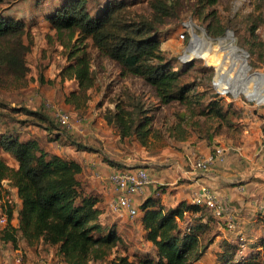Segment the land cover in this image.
Here are the masks:
<instances>
[{
    "label": "trees",
    "instance_id": "obj_1",
    "mask_svg": "<svg viewBox=\"0 0 264 264\" xmlns=\"http://www.w3.org/2000/svg\"><path fill=\"white\" fill-rule=\"evenodd\" d=\"M56 1L46 11V18L58 41L69 48L71 61L62 68L60 76L62 80H75L79 86L78 94L72 91L66 97L67 103L81 107L79 97H86L87 91L95 86L91 53L87 50L90 41L91 47L151 84L162 104L178 101L193 113L214 114L222 119L237 116L236 111L225 108L222 99L205 105L206 92L197 90L196 82L186 78L190 67H175L161 49L158 32L169 19L179 15L183 0H150L148 14H135L131 10V5L141 0H97L93 4L90 0ZM189 1L193 2L194 14L201 19L214 18L213 10L208 9L219 0ZM209 27L216 34L224 32L222 27L215 30L212 21ZM26 29L24 19L0 13V76L22 77L28 72L30 48L25 42ZM128 98L119 100L105 119L121 138L137 137L146 144L153 116L141 100L130 95ZM197 104L200 108L195 110ZM28 112L48 123L51 141L61 139L58 133L53 137L56 125L49 114L42 109ZM185 117L186 113L181 119ZM211 136L209 130L199 134L209 142L213 140ZM180 139L186 140L184 136ZM6 153L14 157L17 166L7 162ZM3 180H8L14 190L18 210L16 217V206L10 210L9 219H17V223L10 221L0 231V240L14 249L19 248L20 242L28 246L43 243L55 247L61 264H90L105 258L121 243L117 223L100 220L104 199L91 185L83 164L51 151L38 137L24 141L19 131L13 129L0 134V185ZM158 189L163 191L164 186ZM139 207L143 236L152 247L133 259L119 256L112 264H197L213 241L215 224H226L205 207L185 200L168 207L161 196H150ZM259 246L240 255L238 245L225 242L217 254L218 264H264V238Z\"/></svg>",
    "mask_w": 264,
    "mask_h": 264
},
{
    "label": "rangeland",
    "instance_id": "obj_2",
    "mask_svg": "<svg viewBox=\"0 0 264 264\" xmlns=\"http://www.w3.org/2000/svg\"><path fill=\"white\" fill-rule=\"evenodd\" d=\"M59 1L57 0L56 3ZM90 1L93 4L97 0ZM183 1L184 5L179 15L169 19L158 32L161 49L175 67L180 69L190 67L186 78L196 82L197 90L206 92L205 105L211 100L222 99L225 108L230 107L232 111L237 112V116L233 119L230 116L228 119H222L214 114L193 113L192 109L178 101L162 104L151 84L125 70L121 64L103 55L97 48L91 47L90 41L87 50L91 53L95 86L87 91L86 97L82 95L79 97L83 102L81 107L67 103L66 97H70L72 91L78 94L79 86L75 80H62L60 76L62 68L71 62L69 48H65L58 41L56 31L51 29L44 17L55 0H0V13L14 15L27 23L25 42L30 48L27 54L28 72L25 76H0V134L13 129L19 131L24 141L38 137L53 152L61 151L62 154L74 155L82 159L88 155L93 156L98 161V167L101 168H97L96 165L89 175L100 171L102 176L104 174V178L100 176L89 180L95 190L101 189L108 196L110 194L113 196L110 188L114 185L109 179L113 171L138 167L148 170L151 166L157 170L160 166V169L162 166H172L175 153L184 150L182 145L184 140L180 139L182 136L186 138L185 141L192 144L204 139L199 137L200 131L209 130L212 134L211 139L219 140L216 142L212 140L217 145L227 146V140L232 143L244 142V139H248V136L254 132L252 123H255L256 119L262 120L263 126L264 108H256L243 100L229 101L226 97L214 93L210 87L213 77V84L218 86V92L225 93L228 80L225 71L219 63L211 59L212 57H201L200 54L190 56L193 58L190 62H181L180 57L188 49L190 39L189 36L182 39L180 33L183 32L184 21L192 17L196 33L194 40L205 36L207 39L204 44L213 46L212 56L218 59L224 55L229 56L230 50L221 46H227L226 32L228 29L233 30L236 37L234 44L240 48L238 50L235 45V51L245 50L252 67L264 69V0H219L216 5L208 9V12L213 10L215 15L208 21L194 14L193 2ZM131 10L135 14L139 12L148 14L151 11L150 0H141L140 3L131 5ZM217 18L220 22L216 20ZM211 21L215 30L222 27L224 32L216 34L215 31L210 30ZM192 46H194L193 42ZM192 46L190 54L194 52ZM227 60L226 63L230 62L228 58ZM239 62H241L240 55H238V65ZM243 65L245 66L244 62L241 63V66ZM129 95L141 100L144 107L149 110V114L153 116L152 132L146 144H142L137 137L121 138L116 128L109 125L105 119L106 113L114 110L119 100H128ZM195 106V110L200 108L198 104ZM41 109L54 119L56 126L52 134L54 137L58 133L57 135L61 136L59 141L49 139V131L46 129L48 123L41 120L37 114L28 112V110ZM57 109H63L70 114L73 125L71 129L60 125L55 115ZM184 113L186 117L182 120ZM258 135L259 133L255 138ZM204 140L209 142L206 138ZM256 143L257 146L260 145V141ZM76 144L82 145L79 147ZM4 156L8 163L16 165L14 157L7 153ZM88 162L91 161L88 159ZM140 198L139 203L143 199ZM17 210L16 205L15 217ZM118 220L117 222L122 226L118 227L121 243L105 258L92 261L90 264H112L119 256L128 255L133 259L150 250L151 247L144 239L138 225L139 217L134 221L127 217L125 220L122 218ZM219 240L207 250L204 264H213L217 261L216 254L223 242V239ZM204 242H207V239ZM6 246L0 241V251ZM9 248L13 253L14 249ZM20 249L23 252L22 264H61V259L53 246L43 243L28 246L20 242Z\"/></svg>",
    "mask_w": 264,
    "mask_h": 264
},
{
    "label": "crops",
    "instance_id": "obj_3",
    "mask_svg": "<svg viewBox=\"0 0 264 264\" xmlns=\"http://www.w3.org/2000/svg\"><path fill=\"white\" fill-rule=\"evenodd\" d=\"M44 17L46 18V15ZM46 22L49 23L47 18ZM245 67L247 68V65ZM261 123L262 120L259 119L252 123L254 132L248 136V139H244V142L232 143L227 140V147L230 148V151L226 159L223 162H216L206 170L197 168L194 162L197 158L208 155L217 144L212 141L206 142L204 139L192 144L184 140L182 143L184 150L175 153L172 158V166H162V169H160V166L159 169H157L158 167L156 168L157 170L152 166L148 168L151 183L148 185L146 193L141 197L143 199L140 198L139 205L146 198L156 196L157 192L160 193L159 196H161L163 204L168 207H175L184 200L192 203L195 190L202 185H207L225 203L227 212L233 215L237 225L232 230L227 228L226 224L224 225L222 222L216 223L214 238L208 249L218 243L220 238L223 239V242L222 245L220 244L219 251L222 250L225 242L238 245V254L240 255L247 254L255 247L260 248L259 245L264 238V154L260 153V145L257 146L256 141H260L261 144L264 135V121L263 126ZM258 133L261 137L258 135L257 139L255 137ZM213 141L219 140L214 138ZM55 153L80 161L89 179H95L100 176L104 178V174L102 176L100 171L93 173L91 176L89 175L91 169L93 170L98 164L97 159L93 156L88 155L82 159L74 155L62 154L61 151H55ZM88 159L91 161L90 163ZM14 166H17V161ZM97 168L101 167L97 165ZM159 186H164V190L159 191ZM110 190L113 196L111 194L108 196L107 193L98 189L104 199V204L102 205L103 213L100 216L101 221L104 223L109 220L116 223L119 218L125 220L126 217L131 220L126 210L116 212L112 209V203L116 196L115 187H111ZM140 216L138 225L142 230V235H144ZM221 220L225 221L224 219ZM117 226L119 227L121 224L117 222ZM147 244L152 247L149 241H147ZM4 245L7 246L1 252L7 255L9 264H17L13 255L20 249V246L18 249H14L10 243H4ZM8 246L14 249L13 253H11ZM207 250L197 264H204L203 261ZM217 254V261L213 264H218Z\"/></svg>",
    "mask_w": 264,
    "mask_h": 264
},
{
    "label": "built area",
    "instance_id": "obj_4",
    "mask_svg": "<svg viewBox=\"0 0 264 264\" xmlns=\"http://www.w3.org/2000/svg\"><path fill=\"white\" fill-rule=\"evenodd\" d=\"M194 25L195 23L192 18L184 21L183 32L180 33L182 39L188 36L190 39L188 49H186V52L180 57V61L183 63L190 62L193 59L192 57H187V55L192 52L191 46L196 34ZM225 37H227L225 42L227 46L236 45L234 44L236 37L233 30L228 29ZM239 49L240 48H238V50ZM238 50L237 52L235 51V54H232L231 57L233 59L232 61L237 63L238 60H236V55H240L241 62H239V65L235 64V66L231 67L228 80L226 81L227 86L225 93L220 94L218 92V86L213 84L214 77L212 78L210 87L214 93L226 97L229 101L243 100L244 102H249L256 108H264V69H254L249 63L248 53L245 50L242 52H239ZM242 62L247 65L245 71H240ZM216 72L214 76L216 75ZM258 76L259 78H256ZM55 115L62 126L69 129L73 127L70 114L67 111L57 109ZM229 151L230 148L227 146L221 144L216 145L208 155L197 158L194 165L200 169H209L216 162H223ZM259 151L264 154V135ZM109 179L113 183L116 193L115 199L112 203V209L116 212L126 210L129 218L134 221L140 214L139 198L146 193L147 187L151 183L149 171L143 167L135 169L122 168L113 171L109 175ZM159 195L160 193L157 192L156 196ZM17 202L18 200L14 195V190L8 185V180H3L0 185V231L3 228H6L10 224V221L14 223V218L12 220L9 219V212L14 209ZM193 203L208 209L215 218L224 219L227 228L232 230L236 228L237 225L233 215L227 212L225 203L218 197L211 187L202 185L195 190L193 194ZM13 258L15 263L22 264V250H17ZM0 264H9L7 255L3 254L1 251Z\"/></svg>",
    "mask_w": 264,
    "mask_h": 264
},
{
    "label": "bare ground",
    "instance_id": "obj_5",
    "mask_svg": "<svg viewBox=\"0 0 264 264\" xmlns=\"http://www.w3.org/2000/svg\"><path fill=\"white\" fill-rule=\"evenodd\" d=\"M200 39H202L201 41H199ZM206 37L205 36H202V37H200V38H197L196 40H193V43H194V46H192V47H194V49H193V53L192 54H190V55H188V57H190V56H195L196 54H200L201 55V57H205V56H208V57H212L211 59L214 61L215 60V62H217V63H219L220 64V66L222 67V69L225 71V73H226V76H227V78H228V76H229V71H230V69H231V67L232 66H235V64H238V62L237 63H235V62H233L232 60V57H231V55L232 54H235V49H236V46L235 45H230V46H221L222 48H228L229 50H230V52H229V56H221V58H216L215 56H212V53H211V51H212V49H213V46H210V45H208L207 43L206 44H204V42L206 41ZM225 39L227 40V37H225ZM210 40H212V39H210ZM225 40V41H226ZM224 41V40H223ZM220 43V42H219ZM217 49V48H216ZM219 51V50H218ZM215 52V51H214ZM218 57H220V56H218ZM227 58L229 59V61L230 62H228V63H226L228 60H227ZM236 60H238V55H236ZM247 68L243 65V66H240V71H242V70H246ZM259 77V76H258ZM258 77H256V78H258Z\"/></svg>",
    "mask_w": 264,
    "mask_h": 264
}]
</instances>
